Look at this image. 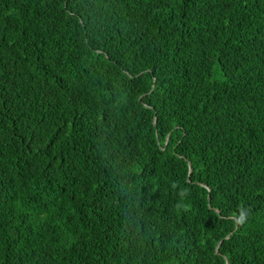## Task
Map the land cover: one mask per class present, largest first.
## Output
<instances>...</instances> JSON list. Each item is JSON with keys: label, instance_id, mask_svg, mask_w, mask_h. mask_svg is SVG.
Masks as SVG:
<instances>
[{"label": "trees", "instance_id": "16d2710c", "mask_svg": "<svg viewBox=\"0 0 264 264\" xmlns=\"http://www.w3.org/2000/svg\"><path fill=\"white\" fill-rule=\"evenodd\" d=\"M0 264H264V0H0Z\"/></svg>", "mask_w": 264, "mask_h": 264}, {"label": "water", "instance_id": "95a60500", "mask_svg": "<svg viewBox=\"0 0 264 264\" xmlns=\"http://www.w3.org/2000/svg\"><path fill=\"white\" fill-rule=\"evenodd\" d=\"M191 171V170H190ZM216 249H218V246H217V248Z\"/></svg>", "mask_w": 264, "mask_h": 264}]
</instances>
